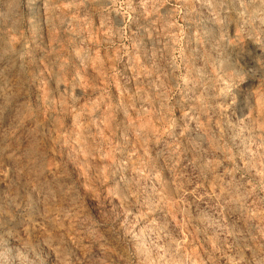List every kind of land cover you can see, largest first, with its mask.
Instances as JSON below:
<instances>
[{
  "label": "rangeland",
  "instance_id": "1",
  "mask_svg": "<svg viewBox=\"0 0 264 264\" xmlns=\"http://www.w3.org/2000/svg\"><path fill=\"white\" fill-rule=\"evenodd\" d=\"M0 264H264V0H0Z\"/></svg>",
  "mask_w": 264,
  "mask_h": 264
}]
</instances>
